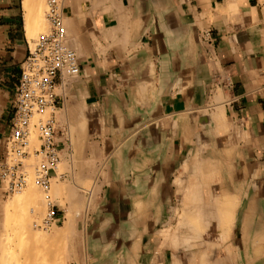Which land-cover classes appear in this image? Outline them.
Wrapping results in <instances>:
<instances>
[{
    "label": "crops",
    "instance_id": "obj_1",
    "mask_svg": "<svg viewBox=\"0 0 264 264\" xmlns=\"http://www.w3.org/2000/svg\"><path fill=\"white\" fill-rule=\"evenodd\" d=\"M64 16L80 73L57 78L58 111L79 108L104 170L70 264H264V0H66ZM39 25L32 1L0 0V162Z\"/></svg>",
    "mask_w": 264,
    "mask_h": 264
},
{
    "label": "built area",
    "instance_id": "obj_2",
    "mask_svg": "<svg viewBox=\"0 0 264 264\" xmlns=\"http://www.w3.org/2000/svg\"><path fill=\"white\" fill-rule=\"evenodd\" d=\"M45 1L49 31L39 36L23 65L14 99L13 125L0 162V188L6 187L7 193L11 194L27 186L24 161L31 153L40 158L34 178L45 192L46 202L52 211L44 222L45 227H50L57 222L55 205L49 195L52 173L56 172L62 149L70 144L68 126H62L56 117L60 107L56 95L57 78L78 76L80 64L76 52L65 45L66 0ZM49 110L51 116L44 117ZM34 132L38 133L37 145L31 138Z\"/></svg>",
    "mask_w": 264,
    "mask_h": 264
},
{
    "label": "rangeland",
    "instance_id": "obj_3",
    "mask_svg": "<svg viewBox=\"0 0 264 264\" xmlns=\"http://www.w3.org/2000/svg\"><path fill=\"white\" fill-rule=\"evenodd\" d=\"M28 1H33V4L35 6V13H37L36 15L37 23L40 24L36 33L32 36L34 42H36L41 34H45L49 31V25L46 20L47 5L45 0H28ZM67 105L64 111H57L56 113L59 116L57 119L62 126H65V123H68L70 130V138H71L70 144L67 145V149L63 151L60 155L61 160L56 168L55 174L52 175L51 188L49 192V195L51 196V201L53 202L54 205L57 204L55 206L60 210H62V212H64L65 219H62L60 222L57 221L50 227H45L44 222L48 214L43 213L41 215L40 223L38 224L37 228L40 229L42 233H46V234L48 233V235L49 234L51 235L54 233L56 229L57 230L63 229L69 210L75 212L74 213L75 222L72 228L73 232H70L72 231L70 230L69 232H67V238H61L59 239L60 241L59 240L55 241L56 243L48 242L46 245V247H49V250L51 249V251H55L56 253L59 252L58 254L64 256L67 259V264H70L72 261H78V259L82 258L87 251L86 250L87 233L82 231L83 220H84V216L90 211V209L94 207V202H95L94 198L96 196L97 183L99 182V179L103 176L104 170L101 167L103 161L101 159V154L85 152V149L88 148L87 146L89 143L88 137H86L85 139L82 153L75 152L77 150L75 149V145L72 141L73 130L71 124V115L69 114L70 104ZM50 116H51V112L49 110L46 112L44 117L48 118ZM31 138L34 144L37 145L38 133L34 132ZM59 139H62V136L59 137ZM31 156H33V158H31ZM107 159L108 158H106L104 161H106ZM28 163L30 164L32 163V166L34 165L33 166L34 169L32 170L33 171L32 173L35 174V170L38 167L37 165H39L40 163V158L36 157L34 154L31 153V155L26 159V161H24L26 168L28 166L27 165ZM63 166L65 167V169ZM60 167H63V169L61 171L62 173L58 176L57 183L60 186H64V185L66 186V187L64 186L66 191V192L64 191V193L66 194L63 193L61 197L55 198V195L51 193V191L53 189V184L55 181L54 178L57 174V169H59ZM26 187L27 186H25L22 189H25ZM36 187L43 195L46 206L47 202L45 199V195H46L45 192L37 184ZM20 191L21 189L16 191L15 193L10 194L7 193L6 187L0 189V264L2 262V257L4 256V251L7 246H11V247L13 246L12 248L18 251L19 248L17 246L21 244L20 236L23 235L22 234L23 232L20 230L21 229L20 226L18 225L15 226L13 225V223H8L5 214L6 206L9 204V202H11L15 198V196ZM72 193L74 195L73 199L78 204L76 208L73 207L72 200H70ZM26 205L27 204L23 199L19 202V207H18L19 214L24 212L25 208L27 207ZM223 208H230V206L229 204H223ZM7 223L12 225L8 227ZM74 232L75 234H73ZM17 234L19 235L18 237Z\"/></svg>",
    "mask_w": 264,
    "mask_h": 264
},
{
    "label": "bare ground",
    "instance_id": "obj_4",
    "mask_svg": "<svg viewBox=\"0 0 264 264\" xmlns=\"http://www.w3.org/2000/svg\"><path fill=\"white\" fill-rule=\"evenodd\" d=\"M25 1L28 2V0H25ZM32 3H33V1H32ZM27 6H28V4H27ZM36 15H37V13H36ZM31 27H32V24H31ZM30 33L31 34L33 33V28H30ZM67 46H68V44H67ZM69 114L71 115V124H72V130H73V140L72 141H73V143L75 145V149L77 150L75 152L82 153L83 147H84V142H85V136H86L85 135V133H86L85 123H86V121L83 119V115H82L81 111L79 110V108L77 106H75V107L74 106H69ZM215 118H217V117H215ZM219 118L220 117H218V119ZM215 122H216V120H215ZM31 158H33V156H31ZM32 161H33V159H32ZM27 165L28 166L26 168L27 169L26 172H27V176H28V180H29V182L27 184V187L25 189H21V191L18 192V194L15 196V198L11 202H9V204L5 208V214H6V217H7L6 218L7 222L8 223H13V225H15V226H17V225L20 226V228H21L20 230L23 232L22 234L25 235V236H23V235L20 236L21 244H19L17 246L19 248V250H18L19 252L16 249L12 248L13 246L12 247L11 246H7L6 247V249L4 251V256L2 257L1 264H67V259L64 256H61L60 254H58L59 252L56 253L55 251H51V249L49 250V247H46V245H47L48 242H52L53 243L55 241H58L61 238H67V232H69L70 230H72L70 232H73L72 228H73L74 222H75V214H74L75 212H73L71 210L68 211V215H67V218H66V221H65V224H64L62 230H57V229L55 230L54 229L55 231L51 235L50 234L48 235V233L47 234L46 233H42L41 230L37 228L38 224L40 223L41 215L43 213L44 214L47 213L48 214L47 216L49 217L51 215L52 211H51V208L49 207L48 204L45 206V201H44L43 195L40 193L39 189L36 187V183H35V180H34V174L32 173L33 172L32 170L34 169L33 168L34 165L32 166V163L31 164L28 163ZM63 167H60L59 169H57V174H56V176L54 178L55 181H54L53 189H52L51 193H53L55 195V198L61 197L63 195L64 191H65V187L66 186L65 185H64L65 187L64 186H60L57 183L58 176L62 173L61 171H62ZM64 169H65V167H64ZM198 185H200V184H198ZM64 194H66V193H64ZM211 197H210V199H211ZM73 198H74V195L72 193V196H71L70 200H72L73 207L76 208L78 204ZM22 199L25 200V202L27 204L26 205L27 207L25 208L23 213L19 214L18 213V207H19V202ZM212 200H213V198H212ZM217 201H219V200H217ZM184 203H186V207L189 205L186 201ZM211 203H214V202L211 201ZM55 205H57V204H55ZM184 205L185 204H183V206ZM199 206H200V204H199ZM199 206H198V208H199ZM190 208H192V204H190ZM214 208H215V206H214ZM218 208H220V207H218ZM219 210H221V209H219ZM187 211H189V210H187ZM190 211H192V210H190ZM188 213H191V212H188ZM192 213H194V212H192ZM196 214H197V217L194 214H193L194 216H191L192 215L191 214L190 218H193V219H196V220H199V218H200L201 220H203L201 218V216L198 215L199 211L196 212ZM200 221H198L199 223H197L196 225H198L200 227L204 226V227H202L204 229L208 227V225H207V227H205L204 223L200 224ZM212 224L214 225V223H212ZM11 225L8 224V227L11 226ZM188 226H190V225H188ZM188 229L190 230V228H188ZM195 229H197V228H195ZM204 229H203V231H204ZM73 234H75V232ZM202 235H204V234H202ZM18 236L19 235L17 234V237ZM207 239H208V237H207ZM199 240H201L200 236H199ZM204 242H205V240H204ZM243 242H244V240H243ZM207 243H205L206 244L205 245L206 248H207V245H208ZM202 253H203V251H202ZM177 256L175 257V259L176 258L179 259ZM202 257L205 258V256H203V255H202ZM202 261L203 260L201 258V262Z\"/></svg>",
    "mask_w": 264,
    "mask_h": 264
}]
</instances>
